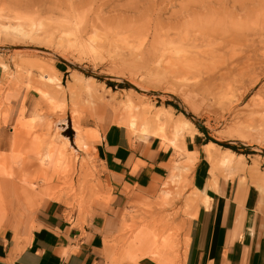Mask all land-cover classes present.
I'll return each instance as SVG.
<instances>
[{
    "label": "rangeland",
    "instance_id": "rangeland-1",
    "mask_svg": "<svg viewBox=\"0 0 264 264\" xmlns=\"http://www.w3.org/2000/svg\"><path fill=\"white\" fill-rule=\"evenodd\" d=\"M23 1L0 0V225L21 222L45 196L79 212L106 201L101 169L88 147L98 137L85 150L75 148L73 141L74 108L80 126L91 129L85 111L96 99L86 93L84 81L104 98L114 96L119 105L131 100L134 115L170 106L174 115L192 121L195 129L189 136L196 132L218 150L230 146L244 164L264 168V0H50L51 10L41 12ZM30 19L42 27L30 34L16 28L19 24L28 31ZM194 49L200 51L198 57L186 55L173 65L176 51ZM226 55L232 65L226 66ZM159 60L171 70L193 65L194 71L200 67L207 72L190 74L197 86L150 82ZM200 75L212 81L204 82ZM39 89L57 101L44 102ZM57 104L60 108H54ZM35 114L46 115L45 122L60 114L57 125L72 151L60 157L57 146L48 158L33 155L30 144L50 138V129L45 122L35 123ZM187 170L165 188L171 191L164 207L153 201L126 209L128 230L119 228L108 242L113 252L108 264H137L141 259L146 264H181L191 214L184 203L194 196L188 174L182 178Z\"/></svg>",
    "mask_w": 264,
    "mask_h": 264
},
{
    "label": "crops",
    "instance_id": "crops-1",
    "mask_svg": "<svg viewBox=\"0 0 264 264\" xmlns=\"http://www.w3.org/2000/svg\"><path fill=\"white\" fill-rule=\"evenodd\" d=\"M97 100L85 114L86 127L97 131L98 140L88 139L86 145L101 169L106 201L79 212L45 196L48 199L21 222L0 225V264H108L113 254L108 242L128 224L126 209L159 201L170 187L165 184L174 164L186 160L184 152L166 141L132 132L123 118H116L109 102ZM202 140L194 132L182 142L194 159L182 177L188 174L194 196L184 203L191 215L181 264H264V186L258 187L253 177L264 183L258 174L264 176V168L249 163L230 177L221 169L216 173L204 153L209 141ZM212 172L217 176L210 183ZM146 262L141 259L137 264Z\"/></svg>",
    "mask_w": 264,
    "mask_h": 264
},
{
    "label": "bare ground",
    "instance_id": "bare-ground-1",
    "mask_svg": "<svg viewBox=\"0 0 264 264\" xmlns=\"http://www.w3.org/2000/svg\"><path fill=\"white\" fill-rule=\"evenodd\" d=\"M90 1H93V0H90ZM71 3L72 2H70V4ZM22 4L25 5V6H27V7L28 6L29 7H36L37 11H39V12H41L42 10H45L46 11V9H49L51 7L50 0H25V1L22 2ZM73 4L70 5V8L69 9H72L71 7L73 6ZM157 9H156V11H157ZM49 10H51V9H49ZM71 12H72V10H71ZM73 12H75V10ZM157 12L159 13V11H157ZM156 15L157 14H155V16ZM186 17H188V16L186 15ZM36 23H37L36 21L33 22L32 19H30L29 20V24H28V26H29L28 27V31L26 29H23L21 27V25H19V24L16 26V28L17 29L20 28L21 31H23L24 33L27 34L29 32H32L35 28H41L42 25H43L40 21L37 24ZM194 25H195V23H194ZM191 27H192V24H191ZM96 31H95V33H96ZM34 33H36V32H34ZM166 45H168V44L165 43L163 46H166ZM194 50H196V51L195 52H192L193 50H191L192 55H191L190 50H185L183 52L176 51V53H177L176 61L177 62L175 61V59H173L175 61V63H176V64L173 63V65H177L178 63L181 64V62H178L179 61L178 59L184 60L186 55H190L189 57H198L200 55V51L197 50V49H194ZM220 50H222V49L219 48V51ZM179 53H181L182 55H179ZM163 55L165 56V53H163ZM210 56H212V55H210ZM227 56L228 55H226L225 57H227ZM165 57H167V56H165ZM204 58H206V57H204ZM230 58L229 57H227V59L225 58L226 59L225 60L226 66H229L231 64ZM197 59H199V58H197ZM210 59H213V58H210ZM170 60H172V59H170ZM206 60H209V58L206 59ZM206 60H203V61L205 62ZM161 61H162V63H159L158 64V66H160V67L157 68V69L155 68L156 70H153L152 71L153 77L149 80L150 82H159V83H162V82H164V83H173L174 82V84L175 83H179L180 84V83H183V82L187 81V84H189V85L190 84H194V85L197 86V82L198 81L197 82L196 81H191L189 79V77H190V74H193V73H196V72L198 74H200V71H202L203 68L201 69L198 66L199 68L195 69V71H194L193 70L194 67H192L193 65H190V66H183V67L180 66L179 68H176L174 70H171L168 67H164L163 60H161ZM192 61L193 60H191V63H192ZM199 61H200V59H199ZM201 61H202V59H201ZM189 62H190V60H189ZM194 62H196V61H194ZM169 63L167 62L168 65H169ZM243 64H244V67H249V64H245V62ZM211 65L213 66V64H211ZM209 67H211V66H209ZM205 72H207V70ZM211 72H213V71H210V73ZM201 78H203V79H201ZM200 79L202 81H204V82H206L205 80H208L210 82L212 81V78H210V77H201V75H200ZM83 84H84L83 85L84 86V89H85L86 93L89 95V97H91L92 99H96V100L97 99H104L105 102L106 101L109 102L112 105V108L114 109V111L116 113V118L117 117H118V119L123 118L124 125H126L128 129L132 130V132H134L135 134H138L139 136H149V137H153L154 136V137H157L160 140L166 141L172 147H175L178 150V153H179V151H181V152H184L186 154V160L179 161V162H177V163L174 164L173 174H172L169 182L165 184V187L173 185L174 182L177 179H179L178 177H180L179 175H180V173L182 171L187 170L188 168L192 167V163L194 162V159H193V157L191 155H189L186 152L185 148L182 146V139L184 138V136L185 135H189L190 132H191V130L192 129H195V127H194V125H193V123H192V121L190 119H188L187 117H185L181 113H179L177 115H174L173 112H172V108L170 106H157V110H155V111H147V110H144L143 109V110L139 111L138 114L134 115V114H131V110L133 108V104H132L131 100H126V101H124L123 103H121L119 105L118 102L114 99V96H111V94H110L109 97L104 98L103 97L104 94L102 93L103 95H101L99 93V91L94 86H92L89 82L84 81ZM72 85L73 84L70 83L68 85L69 87H67V90H69ZM38 91H39V93L41 95V99L44 102L50 103L52 105L53 102H56L57 101V97H55L54 95H52L50 92L45 91L43 89H39ZM39 99H40V97H39ZM89 103H91V106H93V102L92 101H89ZM48 106L49 105L46 106V108H47L46 110H48V108H49ZM54 108H60V106L57 104L56 106H54ZM50 110L52 111V109H49V112H50ZM54 111H55V109H54ZM59 111H61V110H59ZM55 112H57V111H55ZM59 115H58V117L56 116V118L50 120L49 122H45V120H48L49 119V118L48 119H43V116L45 117L46 115H44V114L43 115L35 114V117H34L35 123L41 124L42 122H45L46 123L45 124V127L48 128V129H50V134H49V137L50 138L49 139H46L44 142H42L41 140L39 141L38 138H37V140L35 141V145H33L32 143L30 144V150L32 152H34L33 155H35L36 157L48 158L51 155L53 149H55V147H57V146H60V149H61L60 157H63L65 155V153H68V151H72V149H73L74 146L70 144L69 139L66 136H63L60 133L61 132V127L57 125V122L60 121V120H62L59 117ZM79 119H80V113H79L78 109L74 108V110H73V117H72V129L74 130V139H73V141L75 143V148L81 149V150H85V148H86V141L88 139H91V138H97L98 137V133H97V131H94L92 129H87V128H84V127L80 126V120ZM39 124H37V125L39 126ZM20 127H22V126H20ZM44 134H46V133H44ZM44 134H43V136H44ZM46 135H48V134H46ZM40 139H42V138H40ZM204 153L206 154V157H207L208 161L212 164V166L214 167V169L215 170L216 169L223 170L225 172V174H223V175H226V177L233 176L235 173H238V172H243L244 169H245V164H244V162L242 160L241 155L235 154L232 150H230L228 148H224L223 150L219 151L214 143H208V145H206L204 147ZM57 157H58V155H57ZM253 167H256V166H252V168ZM216 173H218L217 170H216ZM216 176L217 175L214 172H212L211 180H210L211 182L210 183L215 182ZM253 177H254L255 183L258 185V187L262 188L264 186L262 180L261 179L259 180V178H257V176H254L253 175ZM256 179H258V180H256ZM169 192L167 190H164L162 192V197L159 200V202L157 203V205L159 207H164L166 205L165 203L167 202L166 199L168 198ZM195 194H197V193H195ZM198 195H199L198 197H200L203 201H205L204 200V196H202L201 194H198ZM187 215H188V212H187ZM123 230L124 231H127L128 230V224H124ZM157 240L160 241V243L162 242L161 238L160 239L158 238ZM157 240H156V242H157ZM169 243H171V242H169ZM141 244H142V242H141ZM147 245H148V243H147Z\"/></svg>",
    "mask_w": 264,
    "mask_h": 264
},
{
    "label": "trees",
    "instance_id": "trees-1",
    "mask_svg": "<svg viewBox=\"0 0 264 264\" xmlns=\"http://www.w3.org/2000/svg\"><path fill=\"white\" fill-rule=\"evenodd\" d=\"M226 147H228V148H230V149H232V150H235V149H233L232 147H230V146H226Z\"/></svg>",
    "mask_w": 264,
    "mask_h": 264
},
{
    "label": "water",
    "instance_id": "water-1",
    "mask_svg": "<svg viewBox=\"0 0 264 264\" xmlns=\"http://www.w3.org/2000/svg\"><path fill=\"white\" fill-rule=\"evenodd\" d=\"M196 124H197V122H195ZM199 125V124H198ZM202 131L205 133V130H204V128H202Z\"/></svg>",
    "mask_w": 264,
    "mask_h": 264
}]
</instances>
